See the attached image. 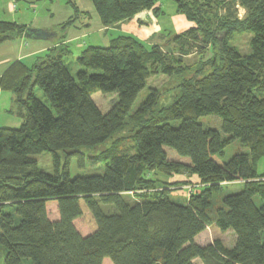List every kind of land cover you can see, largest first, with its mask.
Returning <instances> with one entry per match:
<instances>
[{"label": "trees", "instance_id": "trees-1", "mask_svg": "<svg viewBox=\"0 0 264 264\" xmlns=\"http://www.w3.org/2000/svg\"><path fill=\"white\" fill-rule=\"evenodd\" d=\"M89 1L104 26L129 21L144 10L163 13L159 0ZM171 1L192 26L160 33L161 43L118 34L108 46L81 50L71 61L75 74L63 60L70 51L51 47L35 55L32 65L18 61L0 77V89L12 92L15 113L22 118L18 127L0 126L4 264L23 259L32 264H102L104 258L112 264H194L196 258L203 264H264V177L256 168L264 158V0ZM238 6L245 11L241 18ZM27 27L0 19V43L23 36ZM240 32L252 33L249 54L228 44ZM168 43L181 56L199 49L192 77L179 82L173 101L157 108L158 115L154 108L162 92L149 88L126 124L151 75L175 68L174 75L183 77L191 70L184 64L173 67L182 59L162 51L161 44ZM208 47L211 56L204 59ZM36 88L45 102L35 96ZM97 90L117 95L106 113L91 98ZM209 115L220 118L227 138L198 122ZM173 120L179 125L171 126ZM129 124L134 152L104 150L89 158L104 162L103 174L70 177V160L83 156L82 147H96ZM232 140L249 151H238L226 161L223 150ZM164 148L190 163L169 159ZM45 151L53 155L52 173L40 170L33 157ZM181 173L197 176L201 186L177 198L172 189L179 182L159 176ZM235 181H242L243 188L214 206L213 192L223 182ZM255 196L261 199L258 206ZM53 202L57 220L47 214ZM82 205L94 221L87 235L74 225L83 215ZM101 205L113 208L105 212ZM211 226L232 230L233 246L220 238L205 245L194 241Z\"/></svg>", "mask_w": 264, "mask_h": 264}, {"label": "rangeland", "instance_id": "rangeland-1", "mask_svg": "<svg viewBox=\"0 0 264 264\" xmlns=\"http://www.w3.org/2000/svg\"><path fill=\"white\" fill-rule=\"evenodd\" d=\"M12 2V0H1L0 1V18L2 17V14L5 12L6 13V5L7 2ZM43 1L40 0L41 4ZM13 4V3H12ZM17 5V13L21 16L23 20L31 21L33 20L35 22V19L33 18V12H36V16L39 18L37 19L38 24H43L44 22V16L40 12L39 8L36 9L34 8H28L26 4L23 2V0H18V3H14ZM159 5H161L163 12H165V17H159V23L163 28H168L169 25L167 22H169V15L170 13L173 12L174 10V3L171 0H159ZM238 4H236L237 7ZM40 7L39 5H37ZM35 9V11H34ZM39 14V15H38ZM36 23V24H37ZM161 30V29H160ZM163 35L165 34L164 32H161ZM176 33V32H174ZM252 37V33L250 32H240V33H235L233 38L229 40L228 44L231 47H234L238 50V52L241 55H246L250 53V48H249V43L250 39ZM161 43V40H160ZM161 49L162 51L166 52L167 55L170 56L173 53V57H178L182 59L181 61H177V63L174 62L173 67H177L180 64L187 65L189 69L188 74L186 76H179V75H174V70H172L169 74H155L151 75L147 81H146V86L144 89L138 94L136 100L132 104L131 108L128 111V116L125 119V123H129V115H132L137 108L140 106V104L145 100L149 93V88H157L161 90V98L159 99V102L154 108V111L156 112L155 115H158V110L157 108L163 107L166 105H169L173 101V96L177 91H175V88H178L180 85V81H184L185 78L187 77H192L191 75L194 72V67L195 63L199 59L200 56V51L199 49L192 50L189 54L185 55H180V53L177 51L176 46L168 43L167 45L161 44ZM206 54L205 58H209L211 55V50L210 48H206ZM76 54V53H75ZM67 65L69 66L71 72H74V74L77 72L73 71L72 69V62L71 59H68ZM76 65V64H75ZM192 67V68H190ZM188 69V70H189ZM91 72H96V71H91ZM34 94L37 98H39L41 101L45 102V98L43 97V93L41 90L38 88L35 89ZM91 98L95 102V104L98 106V108L103 112L106 113L109 111V109L112 107L113 103L117 99L116 93H107L103 94L100 91H94L91 93ZM10 105V102L8 101H1L0 103V126L4 127H14L12 125L13 123H7V119L10 120V122H16L17 120L16 117L10 116V118H7L5 108ZM153 114V110L151 113H147V116L145 117L146 119H149V117ZM198 122L202 124L203 127L205 128H213L216 129L220 132L222 138H227L228 135L224 134L221 130V120L218 117L209 115V116H202L198 118ZM171 126H178L179 121L178 120H173L169 122ZM18 127L19 125H15ZM134 131V128H131L130 124L129 125H123L121 128H119L116 132H114L110 137H108L103 143L97 145L96 147L89 148V147H82L81 152H83V156L80 157H73L70 160L69 163V175L70 177L74 178L76 176H89V175H100L103 174L104 172V162L99 161L96 163H92L90 161V157L94 155H98L102 153L104 150H111L113 152H123V151H129V152H134L135 151V144L133 139L131 138V135ZM166 155L169 159H174V160H181V161H186L187 163L189 162V159L183 158L179 156L176 152L169 148H164ZM238 151H244L248 152L249 149L241 144L239 140H232L229 141L223 150V157L224 160L228 161L235 153ZM60 155V152H58ZM33 157L36 159L37 166L40 170L52 173L54 170V161H53V155L50 152H42L36 155H33ZM61 157V156H60ZM262 171V168L259 166V172ZM191 177L190 179L186 180L185 177ZM162 179H167L168 181L171 182H179V187L172 189V195L174 197L180 198V197H187L191 192L190 188L192 190H196L200 188L201 185H199V178L197 176L187 175V173H181V174H176L173 175L172 177H162L161 175L159 176ZM193 188H192V187ZM243 188L242 185L238 184V182H228L225 183L223 182L220 185V189L213 192L211 201L214 204V206H217L219 201L221 200L222 197L225 195L229 194H234L239 192ZM171 191V190H170ZM133 196H130L129 200L134 201ZM254 201L256 205H260L261 199L259 196L254 197ZM83 206V215L78 217L74 221L75 227L78 229V231L82 235H87L92 232L94 229V221L90 215V213L86 210L85 206ZM102 210L106 212L109 208H113L111 205H101ZM112 210H109L111 212ZM47 214L48 218L51 220H57L59 218V212L57 208V203L53 202L47 206ZM261 237L264 239V230L261 233ZM214 238H220L223 244L227 247H232L234 242H235V234L232 230H226L225 232L221 231L220 229H217L213 226L209 227L207 230L203 231L201 234L197 236V240L201 244H206L208 241H212ZM3 256H4V248L0 246V264L3 263ZM195 264H203L201 260L195 259L194 260ZM21 264H32V262L29 259H23ZM102 264H112L109 258H104Z\"/></svg>", "mask_w": 264, "mask_h": 264}, {"label": "crops", "instance_id": "crops-1", "mask_svg": "<svg viewBox=\"0 0 264 264\" xmlns=\"http://www.w3.org/2000/svg\"><path fill=\"white\" fill-rule=\"evenodd\" d=\"M42 1L43 2L39 4L40 0H23L28 8H39L40 12L43 14L42 16L45 18L43 24L37 23L39 17L36 16V12H33L35 22L33 20L27 21L20 18L21 16L17 13V5L14 4L18 3V0L7 2L6 13L4 12L0 19L13 21L28 27L48 28L55 31L56 35L47 40L26 39L24 36H17L0 43V77L18 61H24L28 66L32 65L35 55L51 47L64 46L69 50L70 52L63 56V60L68 62V59L73 61L80 51L87 46H108L110 40L118 34H131L139 40L151 44L160 42L162 38H160L159 34L161 32L165 34L174 32L179 33L192 26V23L187 21L182 14L176 13L175 8L169 15V22H167L169 27L167 29L161 26L158 19L159 17H165V12H160L157 16L154 15L151 10L141 11L129 21L126 20L112 26H104L101 24L94 6L89 0H71V2H67L66 0ZM68 21L70 22L66 25L65 23ZM72 69L73 71L77 70V66L72 64ZM4 100L10 102V105L5 108L7 118H10V116L16 117V106L12 92L0 89V103ZM15 120L17 121L10 122V120L7 119V123H13L12 125H14V127L22 123V118L18 116ZM259 166L262 168L261 172H259ZM256 168L258 174L264 177V158L258 161ZM182 177H185L186 180L191 178L186 176ZM235 182L243 186L242 181ZM208 228L209 227L203 231ZM197 236L194 238V241L201 244L197 240ZM210 242L211 241H208L206 244Z\"/></svg>", "mask_w": 264, "mask_h": 264}, {"label": "water", "instance_id": "water-1", "mask_svg": "<svg viewBox=\"0 0 264 264\" xmlns=\"http://www.w3.org/2000/svg\"><path fill=\"white\" fill-rule=\"evenodd\" d=\"M55 35L56 32L52 31L51 29L34 27H27L23 34L24 38L34 40H47Z\"/></svg>", "mask_w": 264, "mask_h": 264}, {"label": "built area", "instance_id": "built-area-1", "mask_svg": "<svg viewBox=\"0 0 264 264\" xmlns=\"http://www.w3.org/2000/svg\"><path fill=\"white\" fill-rule=\"evenodd\" d=\"M244 12H245L244 9L238 6V17L241 18L243 16Z\"/></svg>", "mask_w": 264, "mask_h": 264}]
</instances>
